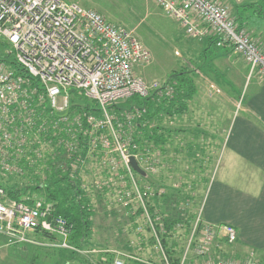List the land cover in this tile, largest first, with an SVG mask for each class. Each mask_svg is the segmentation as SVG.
Returning a JSON list of instances; mask_svg holds the SVG:
<instances>
[{
  "label": "built area",
  "instance_id": "obj_1",
  "mask_svg": "<svg viewBox=\"0 0 264 264\" xmlns=\"http://www.w3.org/2000/svg\"><path fill=\"white\" fill-rule=\"evenodd\" d=\"M155 2L194 39L213 37L219 44L232 45L249 63L251 71L264 78L262 44L239 26L236 15L224 0ZM0 44L13 55L11 61L0 57V175L24 174V158L32 163L34 156H45L52 146L50 127L53 134L60 136V141H65L62 134L67 131L72 140L66 141V148L76 149L81 118L71 119L67 110L71 92L82 91L97 102L106 117L103 121L92 115L88 117L95 130L107 127L101 134L91 132V150L101 145V152L111 149L119 154V164L125 170V174H119L130 182L126 186V199L133 197L139 203L137 209H142L145 223L153 233L151 237L160 260H144L129 252L124 255L146 264H174L162 239L165 227H160L159 218L148 206L145 195L150 188L144 186V189L136 179L129 159L134 155L141 165L139 159L148 157V152L140 156L132 154L129 139H122L118 128L121 123L116 127L109 115L110 107L120 100L166 92L165 85L148 81L136 71L138 65L151 62L150 49L132 29L109 22L95 9L66 0H0ZM52 112L57 118L52 117ZM137 115L139 110L128 115L130 128ZM39 131L49 139H40ZM111 160L109 163L115 172L117 160ZM72 229V223L54 215L52 202L18 201L9 198L0 185V231L9 244H39L41 241L33 236L37 231H46L56 239L44 244L76 250L68 241ZM218 230L227 245L237 242L235 226L205 222L201 207L191 222L188 240L177 264H264V258L256 250L225 249L218 239ZM77 251L86 252L78 248ZM115 264H124V260L115 259Z\"/></svg>",
  "mask_w": 264,
  "mask_h": 264
},
{
  "label": "crops",
  "instance_id": "obj_2",
  "mask_svg": "<svg viewBox=\"0 0 264 264\" xmlns=\"http://www.w3.org/2000/svg\"><path fill=\"white\" fill-rule=\"evenodd\" d=\"M255 1L258 0H247L246 2ZM224 2H228L230 5L236 4L234 0H227V2L224 0ZM250 10L253 11L251 8L246 13H249ZM258 17H256V21L246 16L243 27L251 38L264 47V13H259ZM247 27L252 28V30L250 31ZM201 44L205 48L215 46V43L212 44L208 40H203ZM220 54L221 56H219ZM216 57H219V59ZM191 59L194 61L192 69L195 73L192 77L194 87L190 90L193 93L189 99L184 100L185 107L178 106L172 117L169 116L168 119L161 120L157 124L159 141L155 148V157L159 162H157L161 169L159 171L170 169L171 160L175 162L178 159L194 157L197 150L203 153L204 164L207 161L211 162L213 143L217 145L221 142L219 136L224 134L223 143H226V147L229 148L230 152L227 159H225V170L222 172L221 179L214 180L212 184L203 185V189L200 191V196H202L205 190V197H207L206 203L204 202V209H202L203 219L211 224H232L238 232V247H249L250 244H253L256 246L254 248L264 252L263 236L253 237L255 236L254 231L258 234L264 233V78L257 73H251L250 68H245L248 64L244 63L230 44L221 46L220 51L214 55L210 52V54H201L194 58L191 57ZM216 60L220 61L221 66L226 67L224 71L229 74L230 79L237 82L236 85L232 84V93L238 95L240 93L239 89L242 86L246 87V89L244 88L245 97L241 103L232 102L231 110L221 112V116L225 119L221 117L222 120L220 121L205 119V112L201 109L203 105L214 101L216 96L210 86L212 85L211 82L214 81L210 74L219 71ZM238 106H240L239 110ZM196 113L204 116L203 120L191 117L192 114L195 115ZM213 127H215L214 130ZM174 142H178V144L174 145ZM241 174L244 175L245 185L242 183L235 185V179ZM161 196L157 198V201L151 202L154 207L151 213L159 218L157 221L160 227L162 225L165 227L164 233H168L165 224L167 219L174 224L169 231L171 234L181 232V225H184V231L189 234L191 222L201 208L202 197L199 200L197 209L190 211L189 217L182 219L177 211L172 207H168L163 197V200H159ZM92 206L94 208L92 217L93 234L88 247L97 248L102 253L115 252L119 247L125 253L146 256L145 254L148 253L147 245L151 242L154 243V239L151 235L148 238V234H144L145 231H149V227L145 223L142 211H139L140 208L137 209L139 203L136 200L92 199ZM166 207L172 211L171 215L173 217H171ZM188 207L194 208V205L190 204ZM117 212L124 220L123 227L111 232L108 219L113 214L116 215ZM118 232L124 233L122 235L126 238L122 246H114L111 242L118 237L116 236ZM148 233L150 234V231ZM171 237L172 235L168 239ZM35 238L40 240L37 237ZM168 239L167 243L172 255L171 258H173V261L178 262L183 250H177L176 243L169 245ZM218 239H224L221 230H218ZM10 245L14 244H9L6 235L0 231V253L3 254L5 249H9ZM224 247L229 249L225 244V239ZM151 251L156 254L153 250ZM262 257L264 258V255ZM131 262V264H139L135 261ZM112 264H115V259Z\"/></svg>",
  "mask_w": 264,
  "mask_h": 264
},
{
  "label": "rangeland",
  "instance_id": "obj_3",
  "mask_svg": "<svg viewBox=\"0 0 264 264\" xmlns=\"http://www.w3.org/2000/svg\"><path fill=\"white\" fill-rule=\"evenodd\" d=\"M66 1H76L85 7L95 9L104 15L109 22L116 25L125 26L126 28L132 29L134 31L135 35L144 42V44L150 49L152 53L151 62L147 65H138L136 71L146 80H155L166 86V92H161L159 94L160 98L175 97L177 93L175 85L180 84V82L181 85L183 83V87L179 89L180 92L192 90V87H194L192 77L195 73L194 69H192L194 61L191 59V57L194 58L200 56L201 54L204 55L205 53L210 54V52L212 55H214L216 52H219L220 47L224 45L219 44L215 40V46L205 48L201 42L203 40H209L208 37L204 38L203 40H197L189 36L181 28V26L155 2V0ZM234 5H230L229 3L230 10L234 15H236ZM263 9L264 6H262V8L258 9L257 11L250 10L249 13H246V16H249V19L252 18L257 21L256 17H258L259 13H264ZM235 17L237 18V16ZM247 29H250V31L252 30L250 27H247ZM234 51L243 59L245 64H248L245 68L249 69L250 65L246 59H244L235 49ZM219 56H221V54ZM0 57H3L8 61L13 59V55L9 54L6 46L2 44H0ZM216 58L219 59V57ZM216 64L219 71L212 72L210 74V77H212V79L215 81L211 82L212 85L210 86L212 87L216 96L214 97V101L203 105L201 108L202 111L205 112V119H211L212 121H220L225 119V117L221 116V112L224 110H231V105L234 101L235 103L240 104L245 97L244 88L246 89V87L242 86L239 89L240 93L238 95L232 93V84L236 85L237 82L230 79L229 74L224 71L226 70V67L221 66L219 60H216ZM250 72L256 73L251 71V68ZM210 77L209 79H211ZM180 94L181 93H179V95ZM117 104L120 106H126L127 108V106L130 104V100L125 98L117 102ZM239 107L240 106L237 107L238 110ZM117 113L120 115V111ZM121 114L122 115H120L119 119V115H116V113H113L112 115L109 111V115L113 118V120L114 118L115 120L117 118L119 123H124L126 116L122 112ZM160 115L161 117L158 116L157 118V124L158 122H161V120L169 118V116L165 113ZM204 116H201L200 113L191 115V117H195V119L199 120H203L202 118ZM221 117L222 119H220ZM120 128H122L121 125L119 126V129ZM123 128L125 129V127ZM214 128L215 127H213V130ZM219 139L221 142L217 143V145L216 143H213L211 162L207 161L204 164L203 153L197 150L194 156L196 158L190 157L184 158L182 160L178 159L175 162L174 160H171V168L165 169L164 171H159L161 169L158 166L159 162L155 157L156 146L153 147L151 151L148 150L147 152L149 156L146 157L147 155H144L145 157L139 159L142 162V168L146 170L148 174L146 173V176L143 177V179H141L142 177H140L138 174H134L137 180L142 182L144 186H147V188H150L149 190H146V199H149L150 202H153V196H155V193L157 192L156 197L158 198L162 195L159 200H163V197L168 207H172L175 211H177L182 219H186L189 217L190 211L192 212V210L197 209V205L201 197L202 204L200 207L204 209L207 197H205V190L203 191L202 196H200V191H202L203 185H208L210 183L212 184L214 180L221 179L222 172L225 170L224 162L230 152L229 148L227 149L226 147V143H223L225 139L224 134L220 135ZM174 141L176 142L177 140ZM175 142L173 143L174 145L178 144V142ZM112 158L115 159V162L117 160L116 163L118 164L116 167L117 170L115 172L112 171V164L110 166L109 163ZM119 160V154L111 149L101 152L100 149L96 148L91 152L89 161H87L84 166L82 178L84 181V186L90 192L92 199L119 200L127 198L128 190L126 186L129 185L130 182L119 174L122 170V164H119ZM204 168L206 169L204 170ZM244 180V175L241 174L239 177L237 176L234 184L239 185L242 183L245 185ZM131 199L134 198L132 197ZM190 204H193L194 208L188 207ZM167 209L171 215L172 211L169 208ZM173 213L175 212L173 211ZM119 214L120 213L117 212L116 215L113 214V216L108 219L111 225V232H114V230L117 231L123 227L124 220ZM171 217H173V215H171ZM183 226L184 225L180 226L181 232L172 234V237L168 239L169 245L171 243H176L177 250H184L188 240V234L184 231ZM148 232L149 231L144 232V234H148V238L150 235L153 236L152 232H150V234ZM253 233L255 235L253 237L263 236L262 239L264 240V233L258 234L255 233V231ZM122 234L124 233H116V236L118 237L111 241L114 246H122L125 243L126 238ZM40 241L41 243L39 244L24 242V244L21 243L10 245L9 249H5L3 254L0 253V264H65L67 260H69L68 264H101L100 261L104 262L105 264H112L114 259H123L124 264H131V261H134L133 259L127 258L126 255H124V250L119 247H117L118 249L115 248V252L102 253L99 252L97 248L94 249L92 246H87L84 248L86 252H78V256H72L67 259V255L64 256V254L59 251V248L61 247L48 246L44 244V240ZM219 241L224 244V239H219ZM238 243L239 242L237 239V242L234 245H227L225 240V244L229 248L227 250H231L233 248L243 249L246 251L253 249L262 256L264 255V252L254 248L256 246L253 244H250L249 247H238ZM147 248L148 253L145 254L146 256H140V258L143 257L144 260L155 259L159 261L160 256L159 252L155 248V244L151 242L149 245H147ZM151 250H153L156 254H153ZM137 262L139 264H146L145 262Z\"/></svg>",
  "mask_w": 264,
  "mask_h": 264
},
{
  "label": "trees",
  "instance_id": "obj_4",
  "mask_svg": "<svg viewBox=\"0 0 264 264\" xmlns=\"http://www.w3.org/2000/svg\"><path fill=\"white\" fill-rule=\"evenodd\" d=\"M246 1L234 5L240 27L244 26L246 12L249 9L252 8L253 11H257L264 6V0L251 3H247ZM208 39L209 42L216 44L215 38L208 37ZM20 74L23 75L25 73L20 71ZM182 85L181 82L175 85L177 92L175 97L160 98L157 92H152L146 97L140 95L131 96L128 98L130 104L127 108L119 104H114L110 107V113L112 115L113 113L119 115L117 112L120 111V115H122V112L126 116L125 122L123 123L121 121L122 128H120V133L122 139H129V147L132 154L139 155L143 152L147 153L148 150L151 151L153 147L157 146L159 138L157 136L158 127L156 121L158 116L161 117L160 114L165 113L172 117L178 106L185 107L186 103L184 100L189 99L193 93V91L190 90L180 92L179 89L183 87ZM179 93L181 94L179 95ZM137 110L140 111V115L134 117L132 124L133 128H130L131 123L128 122V115ZM67 114L71 119L75 116H80L81 118L82 126L79 131L76 132V149L72 151L67 150L66 141L72 140L69 138L67 131L62 134L65 137V141H60V136L53 134L54 130L50 127L49 130L53 133L50 137L52 146L49 150H46L48 153L43 157L34 156L35 159L32 163L30 159L24 158V170L26 172L21 175H0V185L4 187L9 198L18 201H24L28 204H31L35 199L52 202L54 205V215L61 216L73 224L72 233L68 241L76 250L59 248V251H61L64 256L67 255L66 257L69 259L72 256L75 257L79 255L77 248L84 250V248L89 245L93 234L92 217L94 215V208L92 206L90 192L84 186L82 169H84L85 164L89 161V156L93 151L91 150V140L93 139L91 132L94 130V133L101 134L107 131V127L103 126L95 130L93 125L89 123L88 117L90 115L101 121L105 120L106 117L97 102L90 99L79 90L71 92L70 106L67 110ZM120 115L118 116L119 119ZM52 117L57 118L55 112H52ZM114 123L115 126L118 127L117 118L116 120L114 118ZM123 127H125V129ZM50 131H47L46 134L49 135ZM142 133H144V135H142ZM39 138L43 140L49 139L48 136H45L43 131H39ZM97 148L102 151L101 145H98ZM120 174H125V170H121ZM136 174L142 178L146 176L138 172H136ZM141 185L144 188V184L142 183ZM156 194L157 192L155 196H153L155 201H157ZM147 202L150 210L153 211L154 207L151 205L150 200L147 199ZM139 211L141 212L142 209L140 208ZM165 224L167 225L169 234L162 233V239L167 247L169 255L172 257L167 239L172 235L169 231L174 224L167 219ZM35 237L44 241L56 239V236L46 231H37ZM68 261L69 260H67L65 264ZM175 261L176 260H174L173 263L177 264L178 262ZM100 263L103 264L104 262L100 261Z\"/></svg>",
  "mask_w": 264,
  "mask_h": 264
},
{
  "label": "water",
  "instance_id": "obj_5",
  "mask_svg": "<svg viewBox=\"0 0 264 264\" xmlns=\"http://www.w3.org/2000/svg\"><path fill=\"white\" fill-rule=\"evenodd\" d=\"M130 163L133 167V169L143 175H146V171L142 168V166L139 164L138 160L136 159V157L134 155L130 156Z\"/></svg>",
  "mask_w": 264,
  "mask_h": 264
}]
</instances>
